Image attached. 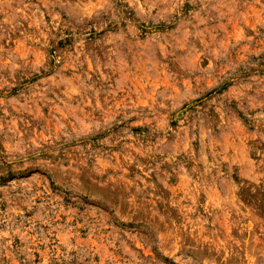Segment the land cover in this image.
Returning a JSON list of instances; mask_svg holds the SVG:
<instances>
[{"label":"rangeland","instance_id":"obj_1","mask_svg":"<svg viewBox=\"0 0 264 264\" xmlns=\"http://www.w3.org/2000/svg\"><path fill=\"white\" fill-rule=\"evenodd\" d=\"M0 264H264V0H0Z\"/></svg>","mask_w":264,"mask_h":264}]
</instances>
